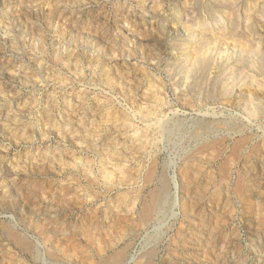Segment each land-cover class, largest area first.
<instances>
[{"label":"rangeland","instance_id":"obj_1","mask_svg":"<svg viewBox=\"0 0 264 264\" xmlns=\"http://www.w3.org/2000/svg\"><path fill=\"white\" fill-rule=\"evenodd\" d=\"M246 43L264 0H0V264H264Z\"/></svg>","mask_w":264,"mask_h":264},{"label":"bare ground","instance_id":"obj_2","mask_svg":"<svg viewBox=\"0 0 264 264\" xmlns=\"http://www.w3.org/2000/svg\"><path fill=\"white\" fill-rule=\"evenodd\" d=\"M247 44V43H246ZM241 56L239 59H241L243 62H247L249 67L253 72V74H250L251 80L255 79V74L262 73L264 74V51L261 50V48L258 45L250 44L243 45L240 49ZM206 53L198 52L196 55V59L194 61V65L196 67H200L204 65L206 62ZM203 67V66H202ZM250 70V71H251ZM251 72V73H252ZM255 81V80H253ZM257 81V78H256ZM255 81V82H256Z\"/></svg>","mask_w":264,"mask_h":264}]
</instances>
